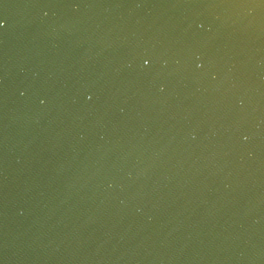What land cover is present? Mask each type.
<instances>
[{"label":"water","instance_id":"obj_1","mask_svg":"<svg viewBox=\"0 0 264 264\" xmlns=\"http://www.w3.org/2000/svg\"><path fill=\"white\" fill-rule=\"evenodd\" d=\"M0 264H264V0H0Z\"/></svg>","mask_w":264,"mask_h":264}]
</instances>
